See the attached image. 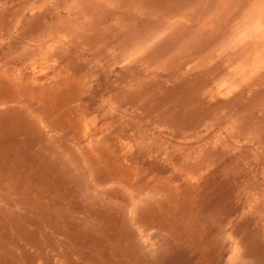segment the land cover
Returning a JSON list of instances; mask_svg holds the SVG:
<instances>
[{
  "label": "rangeland",
  "instance_id": "1",
  "mask_svg": "<svg viewBox=\"0 0 264 264\" xmlns=\"http://www.w3.org/2000/svg\"><path fill=\"white\" fill-rule=\"evenodd\" d=\"M5 73L0 264H264V0H0Z\"/></svg>",
  "mask_w": 264,
  "mask_h": 264
},
{
  "label": "bare ground",
  "instance_id": "2",
  "mask_svg": "<svg viewBox=\"0 0 264 264\" xmlns=\"http://www.w3.org/2000/svg\"><path fill=\"white\" fill-rule=\"evenodd\" d=\"M1 71H2V69H1ZM12 72V71H11ZM4 73V71H2V73L1 74H3ZM23 81H25L24 79H21V81H18V76L17 77H11L10 75H8V74H6L5 73V76L4 77H2V78H0V94H2L3 93V95H0V102L2 101V100H4V99H6V101H7V99H8V101H10L11 99H13L14 101L13 102H15L14 103V105H12V106H10V109H11V107L13 108L14 106H18V104H20V103H16L17 101V99L18 98H22V96L21 97H14L13 96V93H15V92H21V93H23L24 94V96H26V95H31V94H33V90L35 91V93L38 95L39 93H37V91L33 88L32 89V87H29L28 86V83L26 82H24L23 83ZM31 86V85H30ZM48 88V87H47ZM5 95H7V96H5ZM9 96H10V98H9ZM23 96V97H24ZM5 97V98H4ZM40 98H44L45 96H39ZM47 97V96H46ZM34 98V100L33 101H35L38 97H36V96H34L33 97ZM53 98V97H52ZM54 99V98H53ZM3 102V101H2ZM30 103V102H29ZM45 105V104H44ZM34 108V107H33ZM21 117V116H20ZM37 117V116H36ZM14 118V117H13ZM32 119V118H31ZM24 121L26 122V120L24 119ZM33 121V120H32ZM81 154V153H80ZM113 160V159H112ZM109 164V163H108ZM115 164V163H114ZM131 171V170H130ZM102 174V173H101ZM114 176H115V174H114ZM13 182V181H12ZM125 183V182H124ZM121 185V184H120ZM127 185V184H126ZM14 187V186H13ZM12 187V188H13ZM127 187V186H126ZM7 188V187H6ZM18 188V187H17ZM16 188V189H17ZM114 188V187H113ZM49 197V196H48ZM115 197V196H114ZM32 199V198H31ZM34 199V198H33ZM123 201V200H122ZM121 202V201H120ZM42 206V205H41ZM144 208V207H143ZM54 210V209H53ZM142 210V209H141ZM140 210V211H141ZM134 211V210H133ZM37 213V212H36ZM194 214H196L195 212H194ZM34 216V215H33ZM107 218V217H106ZM71 220V219H70ZM124 220V219H123ZM66 222V221H65ZM68 223V222H67ZM146 225V224H145ZM150 226V225H149ZM78 229V228H77ZM83 229V228H82ZM89 231V230H88ZM172 231V230H171ZM4 233V232H3ZM102 233V232H101ZM68 234V233H67ZM95 234V233H94ZM167 234V233H166ZM2 235H4V234H2ZM98 235V234H97ZM85 239H87V237L85 238ZM175 239V238H174ZM70 240V239H69ZM108 240V239H107ZM112 242V241H111ZM134 242V241H133ZM78 244V243H77ZM105 244V243H104ZM69 245V244H68ZM79 245V244H78ZM82 245V244H81ZM80 245V246H81ZM101 245V244H100ZM39 247V246H38ZM169 247V246H168ZM81 248V247H80ZM166 248V247H165ZM98 249V248H97ZM107 249V248H106ZM37 250V249H36ZM85 250V249H84ZM100 250V249H99ZM102 250V249H101ZM76 251V250H75ZM38 252V251H37ZM93 252V251H92ZM100 252V251H99ZM78 253H80V252H78ZM76 255V254H75ZM105 258V257H104ZM200 259V258H199ZM218 259V258H217ZM216 259V260H217ZM198 260V259H197ZM181 262V261H180ZM76 263V262H75ZM196 263V262H195ZM77 264V263H76ZM260 264H263V263H260Z\"/></svg>",
  "mask_w": 264,
  "mask_h": 264
}]
</instances>
